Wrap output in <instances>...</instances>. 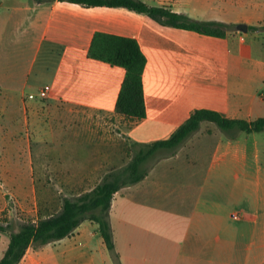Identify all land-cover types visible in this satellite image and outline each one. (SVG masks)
<instances>
[{"label":"crops","instance_id":"1","mask_svg":"<svg viewBox=\"0 0 264 264\" xmlns=\"http://www.w3.org/2000/svg\"><path fill=\"white\" fill-rule=\"evenodd\" d=\"M142 1L194 20L232 24L235 31L218 38L162 27L124 8L0 0V91L19 103L22 127L31 122L39 139V120L26 114L28 96L39 100L44 89L51 107L89 109L122 122L114 108L125 71L88 57L96 32L135 39L146 59L145 118L122 122L130 144L168 139L195 110L229 119L264 117V31L250 29L264 27V0ZM26 39L27 67L22 56L18 60ZM37 79L36 92L26 95L25 86ZM193 148L186 142L141 182L123 188L126 195L122 189L114 195L109 217L120 264H264V133L240 134L235 141L221 136L207 150L202 184L198 171L188 168L183 180L176 165ZM169 177L179 182H166ZM126 207L128 243H117L113 218ZM98 235L97 225L85 221L71 237L26 254L20 264H114Z\"/></svg>","mask_w":264,"mask_h":264},{"label":"rangeland","instance_id":"2","mask_svg":"<svg viewBox=\"0 0 264 264\" xmlns=\"http://www.w3.org/2000/svg\"><path fill=\"white\" fill-rule=\"evenodd\" d=\"M27 40L22 55H18V60L23 57L25 67L30 55ZM38 83L39 79L25 86V94L36 92L34 86ZM4 91H0V225L5 231L0 230V258L7 247L10 232L17 231L23 223L54 214L60 209L63 199L77 197L104 174L123 166L130 145L121 135L126 125L119 119L79 107H51L47 98L30 100L31 108L26 115L35 116L41 129L39 139L35 138L31 122L22 127L19 103L4 97ZM55 131L57 134L51 136ZM221 136L213 124L204 123L189 138L187 143L196 148L185 152L189 158L183 156L176 162L177 167L183 170V180L190 177L186 172L190 168L194 173L199 172L198 180L202 184L207 150ZM191 177L195 183V174ZM169 178H174L166 181L170 184L179 182L177 177ZM122 192L126 195V189ZM213 194L217 202L224 200L219 189ZM239 207L235 205L233 209ZM127 208L120 214H114L117 243H128ZM40 249H29L27 255Z\"/></svg>","mask_w":264,"mask_h":264},{"label":"trees","instance_id":"3","mask_svg":"<svg viewBox=\"0 0 264 264\" xmlns=\"http://www.w3.org/2000/svg\"><path fill=\"white\" fill-rule=\"evenodd\" d=\"M39 4L66 2L83 8H124L146 15L162 27L193 31L201 35L225 38L235 26L217 21H198L176 13L168 6H151L142 0H31ZM264 31V27H250ZM88 57L121 67L125 71L115 103L114 114L127 124L145 118L143 71L146 59L135 39L96 32L88 48ZM213 124L228 141L240 134L264 133V117L255 120L229 119L219 113L200 109L191 113L168 139L152 144L132 143L127 150V161L120 168L106 173L99 183L75 198H65L60 209L44 218L20 225L9 233L7 247L0 264H20L29 249H40L48 244L69 238L81 223L97 225L98 234L114 264H120L115 252L110 225V207L115 194L121 189L141 182L150 169L161 159L174 156L202 124ZM0 230L5 231L0 225Z\"/></svg>","mask_w":264,"mask_h":264},{"label":"built area","instance_id":"4","mask_svg":"<svg viewBox=\"0 0 264 264\" xmlns=\"http://www.w3.org/2000/svg\"><path fill=\"white\" fill-rule=\"evenodd\" d=\"M48 96V93H47V89H44V90H41L39 93H38V99L39 100H44L46 99ZM28 99L29 100H34L35 99V96L34 95H29L28 96ZM236 218V216H235Z\"/></svg>","mask_w":264,"mask_h":264},{"label":"water","instance_id":"5","mask_svg":"<svg viewBox=\"0 0 264 264\" xmlns=\"http://www.w3.org/2000/svg\"><path fill=\"white\" fill-rule=\"evenodd\" d=\"M236 29L241 31V32H246L247 31V27L245 25H237Z\"/></svg>","mask_w":264,"mask_h":264}]
</instances>
